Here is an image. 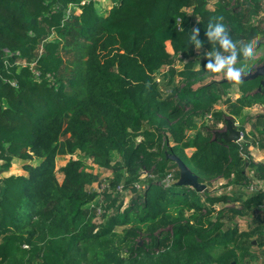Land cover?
<instances>
[{"label": "trees", "instance_id": "1", "mask_svg": "<svg viewBox=\"0 0 264 264\" xmlns=\"http://www.w3.org/2000/svg\"><path fill=\"white\" fill-rule=\"evenodd\" d=\"M263 1L0 0V264H208L219 245L216 264L237 261L235 248L246 254L236 220L264 199L245 189L264 180V164L248 158L252 145L264 147V114L252 141L245 124L241 142L216 141L213 131L264 93L248 85L233 99L225 81H204L216 74L191 58L187 41L198 27L211 50L205 30L218 17L234 40H256L250 21ZM165 68L166 93L156 76ZM77 151L113 172L102 193L93 188L101 173L83 159H69L58 179L57 157ZM173 156L203 191L180 183ZM17 159L27 174L4 175ZM219 178L232 188L212 194Z\"/></svg>", "mask_w": 264, "mask_h": 264}, {"label": "rangeland", "instance_id": "2", "mask_svg": "<svg viewBox=\"0 0 264 264\" xmlns=\"http://www.w3.org/2000/svg\"><path fill=\"white\" fill-rule=\"evenodd\" d=\"M101 1L103 2L104 6L110 5L107 2V0H101ZM218 1L219 0H208V4L210 5V7L213 8L215 6V3ZM224 2L229 4L230 7L237 4V0H224ZM186 11L188 13L192 14V8H188V9H186ZM263 12H264V3H263L262 8L260 9V12H259L260 15L256 18L251 17V21H250V24L251 23L254 24L255 27L258 26L259 29L261 30V32H260V35L258 36V38L255 40L257 43L258 54H257L255 60L253 62H251L253 66H252V69L248 75L253 74L259 66L264 64V14H263ZM193 18H194V20H198V16H196V15H193ZM82 42H83V40H82ZM168 50L173 52L172 46L170 43H168ZM75 53L77 56L80 55L79 57H81V55H82V53L78 50ZM75 53H74V55H75ZM203 53L204 52H202L197 58H203ZM69 59L67 60V63H69ZM182 67H183V64H180L177 67V69H182ZM166 70H167V68L159 71L156 74L157 80L159 81L160 87L164 93H166L171 88L170 83H168V78L164 77ZM213 79H216L218 81H225L226 82L225 87H226L229 95L233 99L234 98L236 99V97H235L236 93H238L239 95L243 94L242 87L252 85L254 89L251 92L254 93L255 91H258V88L260 86H262V84H261L262 78H255V79L248 80V81H241L240 83L237 84V83H230V82L226 81V79L222 75H217V74L207 76V78L204 81H210ZM178 80H179V78L176 79V83H178ZM262 92L264 93V88L261 91V93ZM263 112H264V105L263 106L261 105V107L258 108V113L263 114ZM254 115H255L254 106L252 105L251 107H249V109H247L246 112H243V114L241 116H239V117L228 116V119L233 121V124L236 128L245 124L246 130H247L246 132L250 133L249 139L252 141V140H254V118H255ZM225 129H226V126L223 125V126H219L215 130L223 131ZM244 140H245V138L243 137L239 141L241 142ZM252 146H253V148L250 147V156H248V158L254 161V145H252ZM263 153H264V151H263ZM71 158L83 159L85 161V164H86V167L88 170H93L94 172L101 173L100 179L102 181L108 177L113 176V172L110 169L100 168L98 166L93 165V163H92L93 159L90 156H87L85 153H83L81 151H77L73 155H64V156H58L57 157V159H56V170H57V176H58V179L60 180V182L63 181V177H64V174L61 171V167H63ZM40 160H41L40 158L35 157L32 160V163H34V164L38 163ZM24 162L25 161H23V160H18V159L14 160L12 165L10 166L9 170L7 172H5L4 175H6V176H9L11 174L26 175L27 172L23 169ZM247 171L250 172L251 170L249 168H247ZM250 174H251V172H250ZM252 181H253V179H252ZM93 188L98 190L100 193H102V190H100V187L98 184H93ZM231 188H232V185H227V182L223 178H219L218 180L214 181L213 184L211 185L210 192L212 194L213 193H219V192H228V191H230ZM131 195H132V193L127 192V194L125 196V205H128ZM101 198H102L101 195L98 196L93 203H97L98 201L101 200ZM218 205L221 208L227 207V206H229V207L232 206V204L230 202L228 204L220 203ZM97 220H98V218H97ZM138 242L142 243L143 240L139 239ZM219 248L223 249L222 247H219ZM127 251H128L127 248L122 249L123 254L127 253ZM208 264H211L210 261Z\"/></svg>", "mask_w": 264, "mask_h": 264}, {"label": "clouds", "instance_id": "3", "mask_svg": "<svg viewBox=\"0 0 264 264\" xmlns=\"http://www.w3.org/2000/svg\"><path fill=\"white\" fill-rule=\"evenodd\" d=\"M222 21L223 17L210 21L205 30L211 50L203 53V59L206 60L204 69L208 73L222 75L230 83L238 84L252 69L251 62L258 54L257 43L255 40H234ZM199 35L200 29L194 26L187 41L198 53L204 47V42L198 38Z\"/></svg>", "mask_w": 264, "mask_h": 264}, {"label": "crops", "instance_id": "4", "mask_svg": "<svg viewBox=\"0 0 264 264\" xmlns=\"http://www.w3.org/2000/svg\"><path fill=\"white\" fill-rule=\"evenodd\" d=\"M256 92L261 93V91H255L254 93L250 91V93L253 95ZM235 95H236L235 96L236 98H239L240 96H242V95H239L238 93H236ZM261 105L263 106L264 103L259 102L253 105L254 113H255L254 129L256 127L255 119L258 115H260V113H258V108H260ZM247 109H249V107H246L244 109V112H246ZM219 126H223V125L220 124ZM251 147L253 148V146ZM192 151L193 150H188V153L191 154ZM263 151H264V147L259 146L258 143L254 145V162L264 164ZM255 181L261 182L264 180H258L256 178L254 179V182ZM231 202L232 201H230V203ZM236 203L239 204L240 201H237ZM225 204H228V203H225ZM219 208L221 207L219 206ZM236 222L238 224L239 232L241 234V241L242 243H244V245L248 246V249H247V252L245 251L246 252L245 254L239 248H235V252L237 255V261H234V264H264V207L258 206L256 209H254V214H251L246 217H238ZM219 247H222L223 249H220ZM229 247L233 248L234 245H229ZM225 248H226L225 246L219 245L216 247H212L210 250L207 251L209 255V261L211 264H216L218 262L220 256L226 250ZM244 254H245V257H244Z\"/></svg>", "mask_w": 264, "mask_h": 264}, {"label": "water", "instance_id": "5", "mask_svg": "<svg viewBox=\"0 0 264 264\" xmlns=\"http://www.w3.org/2000/svg\"><path fill=\"white\" fill-rule=\"evenodd\" d=\"M255 78H262L261 80L262 86L258 88V91H262L264 88V64L259 66L253 74L245 76L242 81H248ZM213 133H214V140L216 141L238 142L240 139L244 137V131H242L239 128H236L233 124V121L228 118L226 121V129L223 131L214 130ZM173 157L177 159V161L179 162V166L181 168L180 183L188 184L197 190L203 191L206 188V185L198 181V176L194 174L192 170L189 169L181 159H179L177 156H173Z\"/></svg>", "mask_w": 264, "mask_h": 264}, {"label": "built area", "instance_id": "6", "mask_svg": "<svg viewBox=\"0 0 264 264\" xmlns=\"http://www.w3.org/2000/svg\"><path fill=\"white\" fill-rule=\"evenodd\" d=\"M202 52H206L203 48L200 50V52L198 53L196 50H194V53L193 55L191 56V58H194L196 59ZM173 56H174V65L175 67H178L180 64H183L184 63V60H183V55L178 53V54H175V52L173 51L172 52ZM20 63V62H19ZM204 120L206 122H213V115L210 113V114H207L204 118ZM93 165L97 166L95 163H94V160L92 161ZM99 185V184H98ZM109 186V183L107 181V179H104L102 181V183L99 185L100 187V190L103 191V189H105L106 187ZM122 187L121 186H118V189H121ZM246 191H247V196L250 197L258 192H262L264 193V181H252L251 183L248 184V186L245 188ZM260 207H264V199L262 201V203L259 205ZM102 209L98 208V213H101Z\"/></svg>", "mask_w": 264, "mask_h": 264}]
</instances>
